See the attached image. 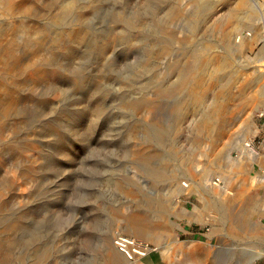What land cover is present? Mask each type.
Segmentation results:
<instances>
[{
	"label": "rangeland",
	"instance_id": "374dc122",
	"mask_svg": "<svg viewBox=\"0 0 264 264\" xmlns=\"http://www.w3.org/2000/svg\"><path fill=\"white\" fill-rule=\"evenodd\" d=\"M213 1L0 0V62L14 69L7 76L16 96L14 109L0 112V249L10 251V264H179L206 253L208 263L250 264L254 255L264 264V229L254 245L247 237V208L264 228V188L235 198L236 222L248 224L237 237L208 226L220 202L211 193L212 163L226 164L228 153L235 160L230 197L264 176L254 160L239 173L247 162L237 147L249 151L252 138L264 153V39H249L244 49L241 21L222 37L215 20L233 0L211 8ZM68 4L82 20L67 14ZM252 25L264 31L261 22ZM76 27L84 37L66 52L58 34ZM203 47L232 62L203 103L180 113L187 78L179 71ZM232 78L230 92H239L223 119L226 135L208 156L199 122L213 92ZM246 79L256 85L241 87ZM239 94L252 99L241 107ZM254 150L253 159L264 155ZM185 183L192 192L177 193ZM131 216L147 228L135 232ZM7 224L14 228L3 230ZM116 234L145 243V256L126 259L113 246Z\"/></svg>",
	"mask_w": 264,
	"mask_h": 264
},
{
	"label": "bare ground",
	"instance_id": "6f19581e",
	"mask_svg": "<svg viewBox=\"0 0 264 264\" xmlns=\"http://www.w3.org/2000/svg\"><path fill=\"white\" fill-rule=\"evenodd\" d=\"M226 1L229 0H216L211 2L209 5L212 8L213 5L217 2L224 4L226 3ZM255 5L257 6L258 10L254 8ZM72 9H74L72 4H68L66 10L67 14L74 16L78 21L82 20L83 15L79 12L76 13ZM255 10L258 12H256ZM223 12L224 14L219 18L217 17V19L215 20L216 28L219 30L222 37L225 38L227 36L226 30L230 26L236 27L237 29L236 31H238L240 29L239 23L241 21L243 22V24H245L247 31V33H243L240 35V39L242 41V46L244 49L246 50L249 49V41H248L249 39L253 41L264 39V31L261 32L260 30L254 28L252 25L254 22H261L262 24H264V13H262L264 12V0H233V2L225 5V9ZM177 14L178 12L176 13V15ZM58 37L63 38L66 41L64 50L66 52L72 53L74 51L73 48L74 43L76 41L81 40L84 37V34L82 29L80 30L79 28L76 27L70 32H60L58 34ZM201 49L202 50L198 51L195 54H192L190 58H188L190 65L188 66L186 65L187 67L179 71V74L181 76L187 78V80H185L187 82L184 81L185 83L182 86L185 87L186 96L184 97L183 101L178 105V110L180 113L185 109L203 103L205 101L206 95L209 92L210 83L215 79L217 72L223 71L226 67H228V64L232 62V58L229 55L222 56L220 58V56L213 55L208 47H203ZM162 51L166 52L167 51L166 47L163 48ZM3 64L4 62L3 63L0 62V67H1L0 68V112L2 114H8L14 109V106L16 104L15 103L16 96L13 90L14 87H11L9 84L12 82L11 77L7 76V75H11L12 72H14V69L12 66L9 65L4 66ZM255 71H260V70H255ZM2 75H5V77H2ZM204 78L209 79V84L207 83L206 85L203 83ZM8 80L9 82H7ZM256 80L257 79H246V81H244V83L240 86L245 87V85H248V87H253L254 84L256 85L257 82ZM229 83L231 85L229 84L228 86H226V88L220 87L219 89L213 92L212 100H211L212 104H210L209 107L210 109H208L206 113H203L202 118L199 122L200 131L206 133V140L208 141V145H207L208 156L210 153H211L210 155H212L215 152V150L219 146V143L223 140V138L226 135L225 133L226 127H224L223 125L224 122L223 119L224 116L228 113L229 102L233 100V98L235 97V93L239 92V90L238 92L235 93L230 92L231 86H233V88L236 91V78H232L229 81ZM246 93L248 94V92ZM258 95L260 98L261 97L264 98V88L261 89V92H258ZM248 97H244L243 94L238 95L237 101L239 102V105L241 107H243L244 105H246V103H248V99H247ZM250 99H252V96L249 97V101ZM251 126H252L251 122L244 123V128H243L244 133H249L251 130ZM233 149H236V142L233 145ZM228 156L229 158L226 164L216 163L214 165V163H212L211 168L213 169H210L211 171H209L208 169V171L210 172L209 174H211V186H212L211 193L216 198L217 197L220 198V202H218L215 206V214H218V217H216L215 215L210 216L208 221V226H210L211 231L213 233H217V234L225 233L228 236L237 237L239 235L238 233L239 230H241V228L243 227L245 229L246 225L248 224L244 222L241 223V221L236 222V217L231 211V206L232 204H234L233 202L236 198V194L230 197V192H228L227 189L231 190L234 189L233 187L236 188V163L235 160L231 158L230 153H228ZM257 163L260 165V167L264 166V157L258 158ZM154 175L158 176L159 174L154 172ZM158 178L160 179V177ZM178 192L189 193L192 192V188L190 187V184L185 183L181 186V189H177V193ZM3 206L4 204L0 203V210L2 209ZM248 209L250 208H247V210ZM128 222H130V224L135 228V232L138 233L147 228L143 219L137 216L129 217ZM12 227H13L12 224H7L4 226L5 229L3 230H7V229L12 230L14 228ZM256 231L257 229H250L247 237L254 238L253 236L257 234ZM159 235L160 233H158V231L156 230L154 232L155 243L159 242L160 240ZM206 254L202 257V259L199 258L194 259L191 257L190 254V256L185 257L179 264H218L217 261L213 263L212 262L208 263L206 261ZM262 257H264V254L258 255V258H262ZM11 260H12V255L10 251H7V249L6 250L0 249V264H10ZM255 260H256L255 256L253 255L250 264H255Z\"/></svg>",
	"mask_w": 264,
	"mask_h": 264
},
{
	"label": "crops",
	"instance_id": "0c3cea01",
	"mask_svg": "<svg viewBox=\"0 0 264 264\" xmlns=\"http://www.w3.org/2000/svg\"><path fill=\"white\" fill-rule=\"evenodd\" d=\"M251 142H252V138L249 141L250 147L252 149H249V151H248V149L246 147H244V146H242L240 144L237 145V147H239V149H240L239 150L240 153L245 156V158H243L242 160L243 161L246 160V162H247V164H245V165H243L241 167L239 166V173L241 172V174H243V175H244V172L246 170H249L250 169V168L248 169V167H249V164H248L249 162L248 161L249 160H254L252 162H254V164H256L258 166V169L261 170V172H264V166L260 167V165L256 162L257 160L256 159H253L254 157H250L249 156V154H251V151L254 150L253 147H252ZM244 151H245V153H244ZM254 152L257 155L258 154H264V153H257L255 150H254ZM261 157H264V155H260L258 158H261ZM240 168H242V169H240ZM251 168H254V165H252ZM249 180H250V182H249V185L247 184L248 186L246 187V189H243V187H241V188L238 187V189L236 190V199L237 200H238V196H242V195L248 196V194H247L248 189H251V188L254 189V188H257V187L264 188V176H256V177H253V178H251ZM249 200H252V199L249 198ZM252 201L255 202L257 200H252ZM260 201H262V204H264V197L260 198ZM249 208H250L249 209V218H247L248 223H249V228L250 229H257V231H256L257 234L255 236H253L254 238H248V239H249L250 244H253L254 245V244L257 243V240H259V238L261 237V233H260L261 232V229H264V228L258 226V223L253 222V219H252V208H253V206L252 207H249Z\"/></svg>",
	"mask_w": 264,
	"mask_h": 264
},
{
	"label": "built area",
	"instance_id": "2783aa9c",
	"mask_svg": "<svg viewBox=\"0 0 264 264\" xmlns=\"http://www.w3.org/2000/svg\"><path fill=\"white\" fill-rule=\"evenodd\" d=\"M113 246L126 259L132 260L133 256L142 257L149 247L123 234H116L113 237Z\"/></svg>",
	"mask_w": 264,
	"mask_h": 264
}]
</instances>
